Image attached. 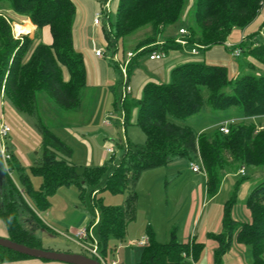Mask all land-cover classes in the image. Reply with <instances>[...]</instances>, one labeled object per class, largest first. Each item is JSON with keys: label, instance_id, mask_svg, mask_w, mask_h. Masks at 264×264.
<instances>
[{"label": "trees", "instance_id": "obj_1", "mask_svg": "<svg viewBox=\"0 0 264 264\" xmlns=\"http://www.w3.org/2000/svg\"><path fill=\"white\" fill-rule=\"evenodd\" d=\"M99 1L102 5L100 26L106 49L112 56L119 52L120 40L146 26L152 29L151 34L135 44V51L142 50L129 65V75L140 57L154 51L166 54L171 49L181 48L175 43L174 36L168 37L162 46L148 45L163 38L166 29L180 20L186 0ZM5 5L16 16L7 15L2 9ZM263 7L264 0H195L193 20L196 28L180 26L187 31L180 35L185 37L187 45H199L200 49L217 45L229 48L227 38L232 30L249 26ZM0 10V88L3 97L15 109L36 119L43 146V155L33 167L34 172L44 179L42 188L34 190L29 187V179L21 175L22 182L28 186L29 198L37 208L46 210L49 197L63 185L77 184L82 196L89 189L90 195L103 188L114 193L129 189L123 206L118 209L106 207L101 198L91 196L93 204L100 208L98 245L103 256H106L110 236L123 241L128 224L136 219L135 188L143 170L165 166L178 158L192 161L197 157L206 171V192L210 197L219 191L222 175L235 170L234 164L241 169L247 166L264 170V126L260 129L253 123L238 122L230 125L228 134L220 131L218 126L210 134L198 133L184 123L201 112L205 105L217 110L237 106L244 118L264 115V40L259 41L255 34L237 46L241 49L240 56H251L263 65L261 70L250 68L233 81L228 78L226 65L185 62L171 70L169 82H148L136 101L129 100V95L122 100L120 93L114 103L115 109L119 114L123 113L126 128L130 124L132 109L137 108L135 124L147 137L145 147L128 146L126 149L123 145V156L114 167L104 164L78 173L76 166L69 162L73 150L42 121L37 111L38 95L42 92L63 110H74L81 105L88 79L82 53L74 46L77 5L74 0H0ZM13 18L30 20L38 31L48 27L52 42L38 43L28 56L34 40L28 34L21 38L13 36ZM64 69L69 74L67 80L64 79ZM10 152V172L15 169L21 172V163L12 149ZM0 164L5 173L0 179V217L8 229L9 238L41 248L40 239L19 220L22 207L28 208V204L1 160ZM104 178L105 184L100 188ZM8 197L14 199L7 201ZM235 201L236 195L226 202L222 230L211 236L218 242L213 264H224V256L233 243L249 248L252 264H264V180L247 197L250 221L238 222L232 217ZM96 219L97 215H94L91 225ZM147 239L138 264H194L200 260L205 248L203 242H180L174 236L161 243L150 227ZM23 258L33 257L0 246V264Z\"/></svg>", "mask_w": 264, "mask_h": 264}, {"label": "rangeland", "instance_id": "obj_2", "mask_svg": "<svg viewBox=\"0 0 264 264\" xmlns=\"http://www.w3.org/2000/svg\"><path fill=\"white\" fill-rule=\"evenodd\" d=\"M194 1L186 0L180 20L166 29L163 38L148 46H162L168 37L174 36L175 43L184 48V50L180 48L174 49V51H180L186 56V62L204 61V49H198L200 55L195 56L191 53L190 48L192 46H184L180 43L181 40L185 39L184 36L180 35L182 34L180 26L196 28L193 20ZM74 2L80 7L78 0H74ZM2 9L7 15H11L8 12L7 5L3 6ZM13 19H15V22L24 23L21 18ZM17 22L16 24H19ZM24 30L26 31L25 28ZM151 31V27L146 26L129 35L125 41L120 40L118 51L130 50L135 42L151 34ZM253 34L259 41L264 40V7L258 17L247 28L244 30L234 28L227 38V43L237 46L242 43L243 35L248 38ZM37 44L38 40L33 42L28 56ZM103 46L106 48L105 43ZM228 49L232 50V48ZM231 59L237 63L241 62L242 65L245 64L246 71H249L250 68L255 71L263 68L262 64L249 55H243L241 58L232 56ZM63 74L64 79L67 80L69 74L66 69L63 70ZM243 74L244 72H240L239 76ZM228 78L233 81L237 78L236 75H232L230 66L228 67ZM122 81L123 77L120 74L119 83L110 84L107 92L106 89H103L105 91L101 89L103 92H101L100 98L94 96L93 89L88 88V85L83 91L80 107L74 110H63L45 92L38 95L37 111L39 116L73 150L69 162L76 166L78 173L104 164L114 167L123 156L124 150L121 148L123 145L126 149H128V146L143 148L146 145L147 137L145 133L134 122L136 107L132 109L130 124L125 128L120 123L123 114L116 111L114 103L115 98H119L120 95L115 87L116 85L121 86L124 83ZM134 100L136 101V99ZM2 103V110L12 127V132L6 142L22 165L21 172L15 169L11 170L10 174L11 179L28 204V208L23 206L20 211L19 220L21 224L40 239L41 248L43 249L92 256L88 249L92 243L91 237L83 240L85 246L82 247L78 244L80 239L77 236V231L82 227H90L92 237L96 241L99 240L100 208L98 205L97 207L93 204L92 197L101 198L103 205L106 207L118 209L123 206L129 195V189L114 193L108 188H103L99 192L96 190L91 195L89 189L82 196L81 189L77 184L63 185L49 197L50 204L46 210L37 208L34 201L28 196V186L22 182L21 178V175L27 177L30 182L29 187L34 190L41 189L44 182L43 177L33 170V167L36 166L43 155L41 135L36 119L28 113L15 109L3 95ZM231 118H235L237 123L245 122L259 125V122H261L264 124V116L258 117V119L244 118L241 109L237 106H232L227 110H217L207 105L204 106L201 112L189 117L184 123L191 126L196 132L200 128H205L204 132L211 134L219 124L218 122ZM107 120L112 122L111 126L106 125ZM110 146L115 148V154L107 151ZM190 162L191 160L187 158H178L165 166L147 168L142 171L135 188L137 195L136 219L128 224L123 241L113 235L110 236L106 247L108 264L112 260H118L119 264H138L143 247H131L128 242L129 240L137 241L147 237L149 227L153 230L156 240L161 243L168 242L173 236L181 241L186 231L190 234L189 238L191 239L195 238L199 241L204 236L208 239L218 232L214 231V227L219 222L221 225L225 204L234 195H236V201L233 204L232 217L238 222L250 221L251 217L246 206V200L252 189L264 180V170L246 166L243 167L245 174H242L241 168L234 164L233 168L235 170L225 172L222 175L219 191L213 197H210L206 193V176L203 173L193 172L190 168ZM192 162L200 164L197 157H194ZM7 171L10 172V169ZM1 172L3 175L2 180L5 173L3 170ZM1 180L0 186H2ZM104 184L105 178L102 179L99 187H103ZM13 197L16 198L15 195ZM14 198L8 197L7 201ZM17 200L20 199L17 198ZM1 202L0 199V204ZM94 215H97V219L91 225ZM203 232H205L204 236H202ZM232 249V252L224 256V264H252L249 248L233 243ZM205 255L206 252L201 256L198 264H206Z\"/></svg>", "mask_w": 264, "mask_h": 264}, {"label": "crops", "instance_id": "obj_3", "mask_svg": "<svg viewBox=\"0 0 264 264\" xmlns=\"http://www.w3.org/2000/svg\"><path fill=\"white\" fill-rule=\"evenodd\" d=\"M78 1H79L78 3H80V7L77 6V13L75 16L74 26H73L74 46L76 50L82 53L83 60L87 68V79H88V85H89L88 88H92L94 96L95 97L98 96L100 98L101 92L105 91L103 89H106V92H107L108 86L110 84L119 83V75L121 74V72L118 69V67H116L115 64L113 63V60L111 57L112 54L103 46L104 43L106 45V42L103 37L101 26L96 25L94 23V18L96 14L99 13V11L101 10V7H102L101 2L99 0H78ZM113 9L114 7L112 5L111 10ZM8 12L12 16H16L13 14L11 10H8ZM20 25L26 29L27 31L26 33L30 37H32L34 41L38 40V43L44 42L47 44L52 42L51 33L48 27H45L43 28V30L38 31L30 20H24V23H20ZM137 42L134 43V46ZM98 48L105 49L104 57L95 56L94 50ZM133 48H130V50L135 51ZM181 48L182 50H184L183 47ZM192 48L193 46L190 49L192 50ZM125 52H126L125 49H123V52H118L117 53L118 57L122 59L123 56L125 55ZM198 53L194 55L195 56L200 55V53L199 54ZM232 56L234 55L225 45H217V46L212 47L211 49H206L203 52L204 61L208 63H213V64L226 65L227 67L230 66L232 68V75L233 76L236 75L238 77L239 73L246 71L247 68H246V65L245 64L242 65L241 62L237 63V62L232 61L231 59ZM241 57L242 55L236 58H241ZM186 59H187L186 56H184L180 51H174V49L169 50L165 54V56L161 59H149L148 55L137 59L138 65L131 71L129 75V83L132 87V92L129 94V100H132V101H135L134 99L138 100L141 97L144 86L148 82H157V83L168 82L170 80L171 70L175 66L185 63ZM122 82H124V80ZM123 84L121 86L116 85L115 90L117 91V93H121ZM98 102H97V105H98ZM2 105H3L2 89L0 88V113L3 111ZM136 109L137 108H135V111L137 114ZM263 116L264 115L255 116L251 118L258 119V117H263ZM259 123L260 124L257 125L258 127L264 126L263 123L261 122ZM106 125L111 126L112 122H110V124L106 123ZM204 129L205 128H200L198 132H203ZM221 230H222V223L220 225V222H219L214 227V231H218L217 233H219ZM202 234H203L202 236H204L205 232H203ZM189 235L190 234L188 233V231H186V233L184 234L183 240H181L180 242L193 241V240L198 241L195 238L193 239L189 238L190 237ZM0 236L9 237L8 229L5 223L3 222V220L1 219V217H0ZM130 241H133V240H129L128 244L130 243ZM199 242H203L205 244L203 253L206 252V255L204 257L206 264H213L214 263V251L218 247V242L211 236L208 239H206V237L204 236L201 239H199ZM134 246H138V245H134ZM232 250L233 249L231 247L228 253L232 252ZM198 262L194 264H198ZM2 264H68V263L58 262V261H47V260L43 261L37 258H23V259H17V260H12V261H5ZM117 264H119V262Z\"/></svg>", "mask_w": 264, "mask_h": 264}, {"label": "built area", "instance_id": "obj_4", "mask_svg": "<svg viewBox=\"0 0 264 264\" xmlns=\"http://www.w3.org/2000/svg\"><path fill=\"white\" fill-rule=\"evenodd\" d=\"M109 7V4H106V8ZM2 13V10H0V14ZM94 23L96 25H101V13H97L95 18H94ZM20 24V23H19ZM12 25V30H13V36L15 38H21L24 34L27 33H19L16 31L15 29V25L16 22L12 21L11 22ZM180 32L182 34H186L187 31L184 28L180 29ZM245 36H242V40H245ZM180 43L184 46H186L188 44L186 39H183L180 41ZM227 46L229 48H232V54L235 57H239L241 54V49L236 46V45H230L227 43ZM199 45H194L191 52L193 54H197L199 52ZM142 50L138 49L136 51L133 50H129L125 52V55L122 59H120L118 57L117 54H114L112 56V60L119 66L121 75L123 77L124 80V85L121 89V98L122 100L125 99L131 92H132V87L129 83V65L131 64L133 58ZM94 54L97 57H104L105 56V52L104 49L102 48H98L94 50ZM149 59H161L165 56L164 52H160V51H154L152 53H150L149 55ZM3 95V92H2ZM5 112L2 111L0 114V160L3 163V165L5 166V168L7 170H9V160L11 159V152H10V147L7 145V138L10 136V133L12 132V127L10 125V123L8 122L7 118L5 117ZM123 114V113H122ZM111 121L107 120L106 123L110 124ZM120 123L121 125H124V116L123 118L121 117L120 119ZM237 120L235 118H231L229 120H225V121H221L217 126L220 128V131H222L224 134H228L230 132V125L236 124ZM260 129L262 127H259ZM107 151L109 153L115 154L116 150L114 147H109L107 149ZM200 161V164L194 163V162H190V168L192 169L193 172L196 173H203L206 176V171L204 169V167L201 164V160L198 159ZM242 174H245L244 168H242L241 170ZM11 174V172H9ZM77 236L79 237V241L78 244L82 247L85 246V244L83 243L84 239H87L89 237H91L92 239V243L91 246L88 248L89 251L91 252L92 256H95L98 261H100L101 264H108L107 260H106V256H103L102 253L100 252L99 249V245H98V241H96L91 234V229H88L87 227H83L80 230L77 231ZM148 243V239L147 237L142 238L140 240L137 241H130L129 245L134 246V245H138V246H145ZM118 261L116 260H112V262L110 264H117Z\"/></svg>", "mask_w": 264, "mask_h": 264}, {"label": "water", "instance_id": "obj_5", "mask_svg": "<svg viewBox=\"0 0 264 264\" xmlns=\"http://www.w3.org/2000/svg\"><path fill=\"white\" fill-rule=\"evenodd\" d=\"M2 176L3 175L0 170V179ZM0 246L21 253L23 255H27L29 257L44 259L48 261H58L68 264H101L97 259L82 253L59 252L49 249L31 247L22 243H18L10 239L9 237L0 236Z\"/></svg>", "mask_w": 264, "mask_h": 264}, {"label": "bare ground", "instance_id": "obj_6", "mask_svg": "<svg viewBox=\"0 0 264 264\" xmlns=\"http://www.w3.org/2000/svg\"><path fill=\"white\" fill-rule=\"evenodd\" d=\"M15 26H16L15 29L17 32H19V33H26L27 32L24 30V28L21 25L16 24Z\"/></svg>", "mask_w": 264, "mask_h": 264}]
</instances>
